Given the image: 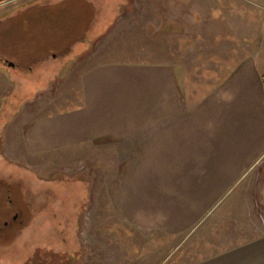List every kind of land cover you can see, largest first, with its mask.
<instances>
[{
	"label": "rangeland",
	"instance_id": "rangeland-1",
	"mask_svg": "<svg viewBox=\"0 0 264 264\" xmlns=\"http://www.w3.org/2000/svg\"><path fill=\"white\" fill-rule=\"evenodd\" d=\"M244 59L264 75V0L1 3L0 264H123L109 256L119 246L138 252L133 264L148 254L146 264H176L223 234L239 235L238 242L264 229V164L231 199L236 215L214 224L212 235L196 238L201 228L185 238L144 236L115 228L108 208L89 203V188L98 199L109 177L98 160L44 159L25 150L35 119L80 104L81 77L94 66L171 62L191 88L209 90ZM103 229L124 236L122 244L115 235L100 240Z\"/></svg>",
	"mask_w": 264,
	"mask_h": 264
},
{
	"label": "crops",
	"instance_id": "crops-1",
	"mask_svg": "<svg viewBox=\"0 0 264 264\" xmlns=\"http://www.w3.org/2000/svg\"><path fill=\"white\" fill-rule=\"evenodd\" d=\"M255 63L244 59L209 90L191 88L171 62L99 64L83 73L77 107L27 127L25 150L44 159L98 160L109 177L98 199L89 188V203L108 208L115 228L184 238L202 228L196 238L205 239L214 224L236 215L231 199L264 164V87ZM98 232L122 244L116 231ZM237 237L223 234L176 264H264V229ZM124 254L126 261L117 259ZM136 254L119 246L109 256L133 264Z\"/></svg>",
	"mask_w": 264,
	"mask_h": 264
},
{
	"label": "trees",
	"instance_id": "trees-1",
	"mask_svg": "<svg viewBox=\"0 0 264 264\" xmlns=\"http://www.w3.org/2000/svg\"><path fill=\"white\" fill-rule=\"evenodd\" d=\"M261 80H262V84H263V87H264V75L261 76Z\"/></svg>",
	"mask_w": 264,
	"mask_h": 264
},
{
	"label": "water",
	"instance_id": "water-1",
	"mask_svg": "<svg viewBox=\"0 0 264 264\" xmlns=\"http://www.w3.org/2000/svg\"><path fill=\"white\" fill-rule=\"evenodd\" d=\"M10 66L12 65V63H8Z\"/></svg>",
	"mask_w": 264,
	"mask_h": 264
}]
</instances>
